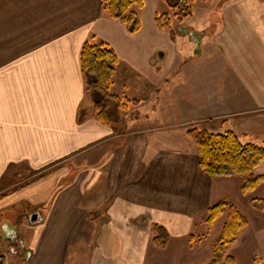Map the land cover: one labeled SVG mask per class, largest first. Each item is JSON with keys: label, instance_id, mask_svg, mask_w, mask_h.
Masks as SVG:
<instances>
[{"label": "crops", "instance_id": "1", "mask_svg": "<svg viewBox=\"0 0 264 264\" xmlns=\"http://www.w3.org/2000/svg\"><path fill=\"white\" fill-rule=\"evenodd\" d=\"M163 3L144 0L132 34L101 0H0V264H145L153 248L197 239L219 179L187 131L264 109V0L228 1L211 36L195 11L160 30ZM192 31L202 44L188 60ZM93 36L120 59L110 91L128 105L112 124L85 94L80 55ZM155 224L169 233L163 249Z\"/></svg>", "mask_w": 264, "mask_h": 264}, {"label": "trees", "instance_id": "2", "mask_svg": "<svg viewBox=\"0 0 264 264\" xmlns=\"http://www.w3.org/2000/svg\"><path fill=\"white\" fill-rule=\"evenodd\" d=\"M163 1L174 11V15L158 13L156 24L160 30L173 33L174 22H183L193 12L185 0H178L177 5H174L172 0ZM101 6L103 14L121 21L130 33L140 31V12L144 7V0H101ZM80 61L85 94L93 100L96 118L105 124H112L113 107L124 108L128 105V102H124L110 91L117 67L120 65L117 53L108 43L93 36L84 43ZM79 115L81 117V112ZM187 135L198 147L200 167L206 174L218 178L239 176L243 181L241 189L245 193L254 191L264 182V175L255 173L256 168L264 162L263 146L244 143L233 131L216 133L208 129L191 128ZM227 209L228 217L215 242L214 256L210 264H236V259L227 254V248L236 242L240 232L248 226V221L240 210L226 201H220L210 207L208 225L212 227ZM153 230L154 244L165 248L169 239L168 231L157 224L153 226ZM0 259L4 260V256Z\"/></svg>", "mask_w": 264, "mask_h": 264}, {"label": "rangeland", "instance_id": "3", "mask_svg": "<svg viewBox=\"0 0 264 264\" xmlns=\"http://www.w3.org/2000/svg\"><path fill=\"white\" fill-rule=\"evenodd\" d=\"M191 1L194 3H190ZM191 1H187V4L191 6L192 12L194 13L195 11L199 18L198 20H205L208 24V30L205 34L211 36L213 33H219L223 24V8L230 0ZM177 2L178 0H172L174 5H177ZM164 7L161 8L160 13L166 11L165 13H168L171 16L174 15V11L169 5L165 4ZM174 24L176 25L179 23L174 22ZM196 27L197 30L200 29L199 25ZM177 32L178 34L181 33L178 28ZM192 33L194 34V37L192 38L186 35L188 40L191 41L190 49L181 52V57L188 60L198 58V49L202 44L200 41L202 35L198 38L199 34L197 35L196 32L193 31ZM201 33L204 32L201 31ZM180 35L181 34H179V36ZM126 96L128 95L126 94ZM124 102L127 103L128 101L124 99ZM225 102L226 101H222L220 104L221 111L225 110L223 108ZM114 108H116V106H114L113 109ZM232 109L235 110L234 115L229 117H222L223 115L214 118L204 117L199 123L193 125L190 124V127L208 129L216 133L233 131L238 135L242 142L255 143L264 147V109L248 112L243 111V113L239 111L240 108ZM192 145H195L194 147L198 151L196 144ZM255 173L257 175H264V162L256 168ZM218 179L219 180H217L214 185V193L216 197L220 199L215 202L226 201L229 205L236 206L248 221V226L240 232L236 242L227 248V254L236 259V264H264V182H262L254 191L245 193L241 189L243 183L241 177L235 175ZM228 213L229 209H227L223 216L215 222L213 227H210L207 224V220L198 218L193 228L194 235L197 238L196 240L193 238L190 239V237L175 239L172 241V247L168 252L153 248L149 251L145 264H210L214 256L215 242L222 232ZM25 214L28 216L30 213H23L22 215ZM176 242L180 245L175 246ZM29 253H31V251H26L24 258L27 259ZM176 253L181 256L176 257L174 255ZM7 257V264H9L11 258L9 255ZM79 262V264H91L90 257L84 259L80 258Z\"/></svg>", "mask_w": 264, "mask_h": 264}, {"label": "water", "instance_id": "4", "mask_svg": "<svg viewBox=\"0 0 264 264\" xmlns=\"http://www.w3.org/2000/svg\"><path fill=\"white\" fill-rule=\"evenodd\" d=\"M30 219H31V221H32L33 223H36V222L41 221V218H40L39 214H37V213L31 215Z\"/></svg>", "mask_w": 264, "mask_h": 264}, {"label": "flooded vegetation", "instance_id": "5", "mask_svg": "<svg viewBox=\"0 0 264 264\" xmlns=\"http://www.w3.org/2000/svg\"><path fill=\"white\" fill-rule=\"evenodd\" d=\"M18 252V251H17ZM2 264V263H1Z\"/></svg>", "mask_w": 264, "mask_h": 264}]
</instances>
